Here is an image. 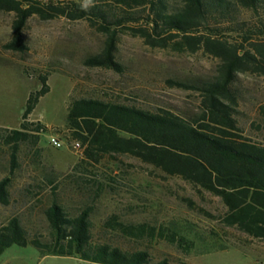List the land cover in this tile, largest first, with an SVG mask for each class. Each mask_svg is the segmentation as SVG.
Masks as SVG:
<instances>
[{"label":"rangeland","instance_id":"rangeland-1","mask_svg":"<svg viewBox=\"0 0 264 264\" xmlns=\"http://www.w3.org/2000/svg\"><path fill=\"white\" fill-rule=\"evenodd\" d=\"M12 18V12L0 10V126L18 127L26 98L39 87L40 76L45 77L48 90L27 116L29 121L42 123L45 131L39 133L36 145L19 144L11 173L8 148L0 144V177H10V201L0 204V222L15 215L29 237L48 239L50 229L43 210L54 200L69 215L89 207L93 243L105 242L128 252L143 249L148 264L160 260L167 264H264V241L221 224L219 216L225 206L211 192L127 153L104 154L98 162L72 168L83 153L74 147L77 139L65 124L70 99L90 97L148 111L164 108L190 115L198 110L197 93L171 86L167 80L213 76L216 57L201 49L188 52L151 47L139 36L118 31L114 56L121 71L117 72L83 63L86 56L101 49L105 38L86 20L62 16L43 20L32 15L23 29L27 49L18 52L3 47L11 37ZM233 21L243 22L242 29L236 23L217 22L216 34L231 41L245 35L250 40H264V7L257 11L236 8ZM232 86L241 134L264 144L263 76L238 72ZM49 135L57 136L63 145L53 147ZM111 215L124 224L163 226L201 237L206 243L214 239L226 247L201 253L200 242L195 240L196 248L184 253L157 234L125 235L105 224ZM0 264L101 263L42 254L29 244H11L0 253Z\"/></svg>","mask_w":264,"mask_h":264},{"label":"trees","instance_id":"trees-1","mask_svg":"<svg viewBox=\"0 0 264 264\" xmlns=\"http://www.w3.org/2000/svg\"><path fill=\"white\" fill-rule=\"evenodd\" d=\"M0 0V10L12 12L11 37L5 49H27L23 29L28 17L40 19L62 16L84 19L104 34L101 49L84 58L87 66L121 71L114 56L116 34L123 31L139 36L151 47L204 53L216 57V73L190 80L168 79L171 86L197 93V112L181 115L158 108L148 111L120 102L81 97L70 99L65 124L82 148L81 163L98 162L104 154L127 153L150 163L167 175L179 176L218 196L225 206L221 224L264 241V144L243 136L235 118L237 98L232 86L238 72H258L264 78V40H228L216 34V23L233 21L236 8L257 11L264 0ZM30 91L17 128L0 126V144L8 148L9 172L16 166L19 144L36 145L45 126L29 121L28 114L38 98L48 90L45 77ZM10 177H0V204L10 201ZM89 207L74 215L51 201L43 214L48 222V239L29 237L19 218L0 222V253L11 244H27L42 254L76 256L101 264H148L143 249L124 251L108 243H93L90 237ZM105 224L125 235L163 236L184 253L200 242L199 252L226 247L214 239L189 237L160 226L124 224L111 215ZM165 229V231H163ZM166 230L169 232L166 233ZM156 264H167L160 260Z\"/></svg>","mask_w":264,"mask_h":264},{"label":"built area","instance_id":"built-area-1","mask_svg":"<svg viewBox=\"0 0 264 264\" xmlns=\"http://www.w3.org/2000/svg\"><path fill=\"white\" fill-rule=\"evenodd\" d=\"M48 141L49 143L55 147V148H59L63 145V142L55 135H49L48 137ZM74 147L79 150V154L81 153V147L79 146L78 142H73Z\"/></svg>","mask_w":264,"mask_h":264}]
</instances>
